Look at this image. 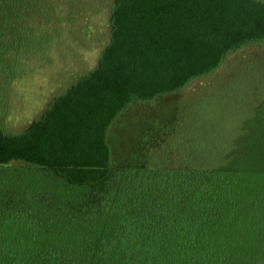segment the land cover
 <instances>
[{"label":"trees","instance_id":"obj_1","mask_svg":"<svg viewBox=\"0 0 264 264\" xmlns=\"http://www.w3.org/2000/svg\"><path fill=\"white\" fill-rule=\"evenodd\" d=\"M95 2L0 0V93L46 61ZM109 24L96 68L22 131L0 127V169L38 167L73 189L58 200L49 180L6 202L0 264H264V102L225 133L208 131L202 106L200 132L174 156L162 149L171 125L126 167L110 140L131 106L264 45V0H113Z\"/></svg>","mask_w":264,"mask_h":264},{"label":"rangeland","instance_id":"obj_2","mask_svg":"<svg viewBox=\"0 0 264 264\" xmlns=\"http://www.w3.org/2000/svg\"><path fill=\"white\" fill-rule=\"evenodd\" d=\"M112 2L96 0L95 12L90 10L85 14L74 27V32L71 34L73 29L70 34L67 32L66 40L48 55L46 61H38L29 75L11 84L7 92L0 93L2 129L7 132L22 131L40 117L58 94L66 91L81 75L96 68L102 51L110 41ZM263 102L264 45L249 46L229 54L217 71L194 81L184 90L127 109L111 130L115 164L120 168L128 166L131 156L140 157L146 146L151 145V138L169 125L173 126L174 134L167 135L162 149L169 151L171 156L175 152L177 155V150H181V139L189 137V131L193 136L195 132H200L203 116L198 115L202 106L207 111L208 131L225 133L228 122L233 126L237 122L239 125L245 123ZM210 114L212 116L208 118ZM236 114L241 115L234 117ZM170 160L176 163L173 157ZM49 180L58 200L73 190L61 179L38 167L23 163L2 167L0 224L4 215L10 214L3 210L6 202H12V196L18 202L29 186L36 187Z\"/></svg>","mask_w":264,"mask_h":264}]
</instances>
